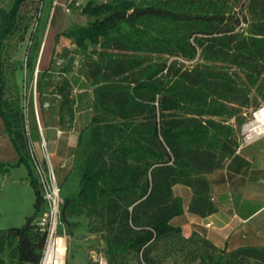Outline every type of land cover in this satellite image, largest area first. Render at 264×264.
Listing matches in <instances>:
<instances>
[{
    "label": "trees",
    "instance_id": "trees-1",
    "mask_svg": "<svg viewBox=\"0 0 264 264\" xmlns=\"http://www.w3.org/2000/svg\"><path fill=\"white\" fill-rule=\"evenodd\" d=\"M25 1L0 5V117L16 153L14 162L0 160V170L26 165L36 197L22 225L0 229V264L3 255L11 264H38L47 238L35 223L43 200L26 151L19 86L3 69ZM42 3L36 0L38 13ZM81 12L89 21L61 34L88 51L77 73L88 82L92 112L76 153L79 187L63 213L98 218L110 264L131 254L153 264L157 241L196 236L185 237L174 222L184 211L174 186L191 189L190 211H213L208 176L234 154L236 126L264 104V0L87 1ZM70 84L63 78L50 91L67 125L75 115ZM29 128L39 140L36 124ZM198 239V264H264V244L226 250Z\"/></svg>",
    "mask_w": 264,
    "mask_h": 264
},
{
    "label": "crops",
    "instance_id": "crops-1",
    "mask_svg": "<svg viewBox=\"0 0 264 264\" xmlns=\"http://www.w3.org/2000/svg\"><path fill=\"white\" fill-rule=\"evenodd\" d=\"M61 1L64 0H58L56 6L60 5L62 8ZM66 24V20L61 19L58 30L49 28L50 33L46 37L48 51L42 59V66L48 69L43 79L48 76L47 80H52L48 88L49 92L56 84L53 83L50 74L55 69L53 65L56 61L61 62L56 56L64 47L75 50V45L61 32L78 25ZM88 110H91V107H88ZM41 111V119H39L46 146L45 129L48 130L47 135L52 140L53 150L48 151L50 161L51 156L55 158L56 172L66 179L74 174L76 153L80 148L79 138L85 133L84 127L91 113L76 111L72 123L64 127L55 119H45L44 112ZM58 128L64 130L60 137L56 136ZM3 130L4 125L0 119V160L14 162L16 153ZM4 168L5 173L0 170V229L22 225L33 213L36 197L34 188L29 184L26 165L23 163L13 167L5 165ZM17 171H21L23 177H13ZM208 178L210 201L215 207L211 212L190 211L188 203L191 189L181 184H176L173 188L174 193L181 196L184 203L183 213L174 218V222L181 227L182 234L185 237L192 234L204 237L214 246L226 250L242 245L264 244V134L236 149L222 167L211 172ZM5 185L11 187L8 193L11 194L10 200L5 198ZM3 201L7 202V207H3L4 205L1 204ZM3 258L5 264H11L6 255Z\"/></svg>",
    "mask_w": 264,
    "mask_h": 264
},
{
    "label": "rangeland",
    "instance_id": "rangeland-1",
    "mask_svg": "<svg viewBox=\"0 0 264 264\" xmlns=\"http://www.w3.org/2000/svg\"><path fill=\"white\" fill-rule=\"evenodd\" d=\"M68 1L69 0H64L61 2L66 4ZM87 1L98 3L103 0H78L79 4L77 6L73 5V3L68 5V11H65L63 7L61 8L60 5H57L52 18L50 14L53 0H43L39 13L36 10V0H26L20 8V19L13 33L7 38V42L10 46L7 51L5 50V52H3L2 58L4 60V72L7 76H12L19 86L22 103L24 101L26 105L29 126L34 124L36 119L33 108L32 81L34 79L37 60L39 59L37 65L38 72L35 76L37 80L36 105L39 118L41 119L40 114L42 113L41 110H43L45 119H55V121L59 122L62 126L67 127V124H65L67 118L65 116L61 117L60 115L62 110L59 109L58 98L50 94L48 89L52 80H47L48 76L43 79L48 69L42 66V59L48 51V45L45 41L50 33L49 28L58 30L61 19L66 20V25H81L89 21V18L81 12L82 6ZM11 2L12 0H0V5L8 7ZM37 14H39L38 19L36 18ZM66 49L68 52L62 50L61 55L56 56L61 59V62L58 63V61L55 60L56 63L53 65V68L56 69H53L54 71L50 73L53 78V83L61 81L63 78L70 80L69 93L72 99H75L74 111L81 110L91 113L92 111L88 110L91 101V91L86 90L88 82L77 73V68L82 62L83 57L88 55V51L83 52L76 46L75 50ZM26 56H31L33 66L25 65ZM60 72H64V74ZM262 106H264V104L257 109ZM41 107L43 109H41ZM257 109L249 110L243 124L236 126L235 137L238 142L243 140L244 125L252 120L253 114ZM44 134L47 141V146L45 143V147L42 146L40 139L38 141L33 139L39 158L44 157L46 150L49 152L53 150L52 140L47 135V129H45ZM54 160L55 158L51 156V165L54 169L56 180L61 187V209L59 213L60 219L58 220L57 230L55 232L56 241L53 264H110L108 262L107 247L104 239L105 234L99 227L98 218L86 212L67 214L66 216L62 213L63 201L66 197L77 192L79 178L75 174L70 175L66 179L60 177L54 167ZM13 177H23V174L21 171H17ZM10 191L11 187H4L5 198H8V200H10L9 197L11 196V194H8ZM1 204L4 205L3 207H7L8 205L6 201L1 202ZM201 247L202 243L197 235L193 236L192 240L189 242L179 241L175 238L163 239L157 241L152 246L149 257L152 258L153 264H198V259H193V255H195V251ZM122 264H139V258L135 254H131L124 259Z\"/></svg>",
    "mask_w": 264,
    "mask_h": 264
},
{
    "label": "built area",
    "instance_id": "built-area-1",
    "mask_svg": "<svg viewBox=\"0 0 264 264\" xmlns=\"http://www.w3.org/2000/svg\"><path fill=\"white\" fill-rule=\"evenodd\" d=\"M73 3V5H78L79 2L78 0H69L68 3ZM53 5L51 8V13L53 11V7L57 4V0H53ZM68 3L63 4L62 7L64 8L65 11L69 10ZM51 16V14H50ZM38 62L39 59L37 60L36 64V70L34 73V79L32 81L33 83V102H34V113H35V124L37 126L39 136H40V141L42 146L45 147V140L42 134V125L41 121L39 119V113L36 105V99H37V91H36V74L38 72ZM58 98H60L58 96ZM23 113H24V119H23V127H24V134H25V139H26V151L28 154V159L30 163V167L32 169V173L34 175L35 181L37 188L41 194L43 204L41 206V210L39 211V214L35 220V223L37 227L42 230L46 231L47 233V238H46V243L42 251V255L40 258V261L38 264H44L45 256L48 250L49 242L51 238L55 235L56 228L58 225V220L59 218V213H60V192H61V187L58 184L55 174H54V169L51 165L50 161V154L46 150L45 155L43 158H39L36 148L34 145V141L31 138L30 135V126L28 123L27 119V114H26V105L25 102L23 101ZM245 132V135H244ZM243 132V140L242 141H237L238 146L236 149H239L244 143H248L249 141L253 140L254 138L264 134H258L255 136H251L247 131ZM64 133V130L62 128L56 129V136L60 137Z\"/></svg>",
    "mask_w": 264,
    "mask_h": 264
},
{
    "label": "bare ground",
    "instance_id": "bare-ground-1",
    "mask_svg": "<svg viewBox=\"0 0 264 264\" xmlns=\"http://www.w3.org/2000/svg\"><path fill=\"white\" fill-rule=\"evenodd\" d=\"M244 131H247L251 136L264 133V106L260 107L254 112L252 120L244 125ZM55 241L56 234L49 242L44 264H53L54 262Z\"/></svg>",
    "mask_w": 264,
    "mask_h": 264
},
{
    "label": "water",
    "instance_id": "water-1",
    "mask_svg": "<svg viewBox=\"0 0 264 264\" xmlns=\"http://www.w3.org/2000/svg\"><path fill=\"white\" fill-rule=\"evenodd\" d=\"M63 211H64V206L62 207V213H63Z\"/></svg>",
    "mask_w": 264,
    "mask_h": 264
}]
</instances>
